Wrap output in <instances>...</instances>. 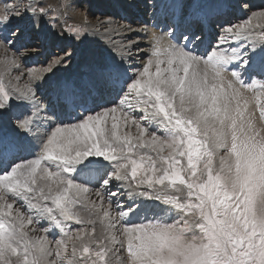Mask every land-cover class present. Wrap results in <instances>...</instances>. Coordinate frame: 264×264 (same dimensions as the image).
I'll list each match as a JSON object with an SVG mask.
<instances>
[{
	"label": "snow or ice",
	"instance_id": "obj_1",
	"mask_svg": "<svg viewBox=\"0 0 264 264\" xmlns=\"http://www.w3.org/2000/svg\"><path fill=\"white\" fill-rule=\"evenodd\" d=\"M209 6L221 22L201 54ZM152 7L160 31L144 29L142 62L136 41L58 79L72 52L22 69L18 43L54 9L0 15V32L17 21L0 49L19 73L0 77V264H264V8ZM139 211L156 215L125 221Z\"/></svg>",
	"mask_w": 264,
	"mask_h": 264
},
{
	"label": "rangeland",
	"instance_id": "obj_2",
	"mask_svg": "<svg viewBox=\"0 0 264 264\" xmlns=\"http://www.w3.org/2000/svg\"><path fill=\"white\" fill-rule=\"evenodd\" d=\"M89 1H91L90 6L88 4ZM96 1L97 0H7V3L3 4V0H0V15H3L5 13L10 15L11 12H14V11L23 12L24 8L30 4L34 7H46V8L51 7L52 9H54V11L49 12L48 16L46 17V20L48 21V24L50 26V27H48L47 31H49V33H51V34L54 33L55 35H57L59 37L67 38L66 41L69 42V44L65 50H60L58 48L54 49L53 52L51 53V55L47 58V60L43 59V62H39V65L34 64V65L29 67V65H25V63H27L28 62L27 60H29V59L28 58L22 59V61H21L22 69L25 67L26 68H33L34 67V68H37L38 70L43 69L44 67L47 66V62H50V61L58 58L59 56H62L64 51H70L73 53V59L68 64L67 68H64V67L57 68L54 70V73L60 74L62 72L70 71L71 69H72V71L78 70V66H79L81 60H86V58H87V61H85V63H89L92 59H94L96 57V55H95L96 52L93 51L92 52L93 58L88 61L89 57L83 56L84 55V48H86V47L87 48L88 47L94 48V50H98L100 52L108 51V49L110 48L108 44L106 45L105 43H99V42H97L98 39H93V37L91 35V31H90V25L93 23H96L97 25H99V27H97V29L101 30V32H103V35H106L110 31L113 32L115 30L116 31L118 30V32L119 31L125 32L127 30L125 28V26L128 27L126 25V24H128V21L126 19H124L123 16H118L119 14H121L120 10H122L123 12H126V11L135 12L137 10V8H139V6H140V8L143 12L142 7H143V3L145 2V0H122V1L120 0L121 4L117 6L118 8H116L113 5L111 0H105L104 2H105V4H107L108 10L111 9L112 10L111 13H113V12H116V13L114 15H112V14L111 15H108V14L100 15L102 9L97 8V7H95L94 10L90 9L97 4L98 5L101 4L100 0L98 3H95ZM154 1L155 0H147V4H151ZM109 3H112L111 5H113V7ZM247 3L249 4V6H253V5L255 6V8L253 10H258L260 8H264V0H247ZM131 5L137 6V7H135L136 9H132ZM13 6H15V7H13ZM210 8L211 7L209 6L206 10L209 11ZM81 14H83L84 16L80 17L79 15H81ZM147 19H149V18H147ZM234 19H237V18H234ZM109 21H111V23H110L111 25L108 23ZM238 22H240L239 19L235 20L232 23H238ZM16 23H17V21L14 20L12 22V24L9 25V27L11 26V28H10L11 31L14 30ZM108 25H110V26H108ZM131 25H132V28H130V29L134 31V34H135V32L138 31L137 28H139V29L141 28L140 26L135 27L134 24H131ZM143 26L144 25H142V27ZM214 26H216V25H214ZM9 27H8V29L4 30L3 32H0V39H2V36L5 34V32H7V31L9 32ZM41 29H43V27ZM215 29L217 30V28H215ZM33 34H34L33 37H37L36 36L37 34H35V33H33ZM138 34H139V32H137L131 38V40H133L134 37L140 38V39L142 37H144L142 34H139V35ZM114 35H116V34H114ZM59 37H56V38H59ZM151 37L152 36L150 35V39H152ZM59 40L56 41V43L59 44ZM116 40L117 39L111 41L110 46L112 48H115V49H117L118 47H120L122 49L123 48V46L121 45L122 42L116 41ZM23 41L25 42V40H23ZM62 41L64 44V40H62ZM33 43H34L33 47H36L37 46L36 41ZM164 43H166V42H164ZM30 50H36L37 51L36 48H32ZM56 50H58V51H56ZM59 51H61V52L59 53ZM9 52L12 54L11 50ZM28 53L31 54V52H28ZM26 54H27V52H26ZM35 54L38 55V52H33V55H35ZM35 57H38V56H35ZM98 57H99V55H98ZM142 57H143V55H142ZM3 58L0 57V77H3L6 80V76H8L9 80H12L13 83H16V81L14 80V77L16 75H18L19 73L14 71L11 67H9L7 65H6V67H7L6 69H2ZM32 58H34V57H32ZM136 59H138V57ZM39 60H41V59H39ZM19 83L21 86H23L24 81L21 80ZM246 95L250 96L251 93H246ZM44 131H45V129H44ZM113 190L115 191V189H113ZM120 196H122V198H123L121 202L126 206H131L133 209H136L137 207H139L141 209L151 208V206L154 207L153 202L150 201L147 197L145 199V197L142 198L139 196L136 200L137 202H135L133 204L132 201H130V200L128 201V195L126 196V192H121ZM132 197L134 199L136 196H132ZM131 203H132V205H131ZM116 211H118V209H115V207H114L113 213L115 214ZM146 213L147 212H145V211L136 212L134 215L126 217L125 221L127 223H130V224H139V223L144 222V218L146 216L151 217L152 215H156V213H152V212H150L149 214H146ZM169 222H171V221H169ZM37 227H39V226L37 225ZM40 227H47V225L46 224H45V226L40 225ZM76 227H78V226L73 225V228H76ZM100 230H101L100 225L98 224L97 225V231L99 232ZM38 234H42V233H38ZM58 238H59V236H54L51 233H49V235H48V239L50 241H54L55 239H58Z\"/></svg>",
	"mask_w": 264,
	"mask_h": 264
},
{
	"label": "bare ground",
	"instance_id": "obj_3",
	"mask_svg": "<svg viewBox=\"0 0 264 264\" xmlns=\"http://www.w3.org/2000/svg\"><path fill=\"white\" fill-rule=\"evenodd\" d=\"M101 1V4H97V5H95L96 7H99L100 9H102V8H106V9H108V6H107V4H105V0H100ZM112 1V3H113V5L116 7V8H118L117 6L118 5H120L121 3H120V0H111ZM122 1V0H121ZM99 2V0H97L95 3H98ZM157 2V0H155L153 3H151V4H147V0H145V2L143 3V12H142V10H141V8H140V6H139V8H137V9H139V10H136L135 12H131V14L130 13H127V12H123L122 10H120L121 11V13H127L129 16H131V20L130 21H128V24H126L128 27H126L125 26V28L127 29L125 32L123 31V32H118V30L116 31H113V32H109V33H107L106 35H103V32H101V30H98L97 29V27H99V25H97L96 23H93V24H91L90 25V31H91V35H92V37H93V39H98V41L97 42H99V43H105L106 45L108 44L109 45V49H108V51H104V52H100V51H98V50H94V48H84V57L86 56V57H89L88 58V61L89 60H91L92 58H93V56H92V52L93 51H95L96 53H95V55H96V57L95 58H99V57H101V56H103V57H108V56H110V55H121V54H123V51L122 50H125L124 49V46H126V45H129L130 43H132V42H136V41H139L140 43H139V45H138V47L139 48H133L132 49V51L135 53V52H139L140 54L138 55V56H136V58L138 57V59H136L135 58V61L133 62V61H131L132 63H139V62H142L144 59H145V57H144V55H143V53H145V52H148V51H150V45L152 44V42H153V40L152 39H150V35L148 34V35H145V34H143V32H144V29L145 28H147L148 30H149V32L150 33H152V32H155V33H157V34H159V31H158V29H154V28H152L151 27V20H150V15H151V13L155 10V9H153L151 6L154 4V3H156ZM112 3H109L110 5L112 4ZM125 3V2H124ZM113 5H111L112 7H113ZM95 6L94 7H92V8H90L91 10L93 9L94 10V8H95ZM142 6V5H141ZM130 7V6H129ZM131 7H134V8H132V9H136L135 7H137V6H134V5H131ZM115 8V9H116ZM150 10V12H148ZM209 11H211V14H215L214 16H213V19H217V14L214 12V10L212 9V8H210V10ZM112 12V10L111 9H109L108 11H106V12H102V13H100V15H104V14H108V15H114L116 12H113V13H111ZM147 12H148V15H144V14H147ZM69 13V12H68ZM80 17H83L84 15L83 14H81V15H79ZM118 16H122V14H119ZM141 16H143V19H140V17ZM242 16H243V13H240L237 17H241L242 18ZM74 17V16H73ZM113 17V16H112ZM72 18V17H71ZM115 18V17H114ZM147 18H149V19H147ZM119 20V19H118ZM136 20V21H135ZM235 20H237V19H234V18H232V22H234ZM108 24V23H107ZM110 24V23H109ZM131 24H134V26L135 27H137V26H140L141 28L139 29V28H137L138 29V31L137 32H139V34H142L144 37H142L141 39L140 38H135L134 37V39L133 40H131V38L137 33V32H135V34H134V31L133 30H131L130 28H132V25ZM111 25V24H110ZM110 25H108V26H110ZM113 25V24H112ZM123 25V24H122ZM125 25V24H124ZM142 25H144L143 27H142ZM218 26V25H217ZM124 27V26H123ZM122 29V28H121ZM120 29V30H121ZM47 30H48V27H43V29H41L39 32H47ZM123 30V29H122ZM130 32H129V31ZM107 31V30H106ZM8 32V31H7ZM106 33V32H105ZM37 34V33H36ZM114 34H116V35H114ZM138 34V35H139ZM37 36V35H36ZM59 37V36H57V35H55L54 33H52L51 34V39H50V41L51 42H53V44H55L56 43V41H58L59 39V44H63V41L62 40H64V43L66 42V40H67V38H62V37H59V38H56V37ZM215 36H216V33L215 32H210L209 30H206V32H201L200 33V37H201V40L203 41V43L202 44H200L199 45V47H200V49H201V54H203V49L201 48V46L204 44V42L206 41V40H210L209 41V44L211 43V42H214L215 43ZM33 38H35V37H33ZM152 38V37H151ZM208 38V39H207ZM55 39V40H54ZM115 39H117L116 41H121L122 42V46H123V48L121 49L120 47H118L117 49H115V48H112L111 46H110V42L111 41H113V40H115ZM167 40H168V38L167 37H165V40H164V42H167ZM18 43H21V42H18ZM41 44V43H40ZM54 45H52V47H53ZM209 46V45H208ZM46 47H48V46H44V49L46 48ZM120 48V49H119ZM101 50V49H100ZM56 51H58V50H56ZM24 52V51H23ZM28 52H31V54H33V52H38V55L37 54H35L36 56H38V57H40V59H43V57H44V59L45 58H47V55L49 54L48 52V49L47 50H43V49H41V50H39V51H36V50H28L27 51V54H29ZM8 55H11V53L10 52H8ZM35 55H26L27 57L26 58H32V57H35ZM94 55V56H95ZM98 55H99V57H98ZM142 55H143V57H142ZM0 57L1 58H3L4 57V52H3V50L2 49H0ZM85 61H87V58H86V60H81V62H80V64H79V66H78V70H73L71 73H68V72H64V74H63V77H70V76H74V75H78V74H80L81 72H83L84 71V69H85V66H86V64H88V63H85ZM7 67H6V65L4 64V63H2V69H6ZM80 69V70H79ZM73 74V75H72ZM19 75V74H18ZM54 76L52 77V79H57L58 78V76H57V74H53ZM9 80V77L8 76H6V80ZM47 87V84H45V88ZM38 131L39 132H41V133H43L44 132V129H43V127H40L39 129H38ZM122 197V196H121ZM139 196H136L134 199H133V197L131 196V195H128V201L130 200V201H135V202H137L136 200H137V198H138ZM142 198H144V197H142ZM145 199H146V197H145ZM134 204V203H133ZM131 205H132V203H131ZM152 207V206H151ZM129 219V218H128ZM39 227H40V225H38ZM45 226V225H44Z\"/></svg>",
	"mask_w": 264,
	"mask_h": 264
}]
</instances>
